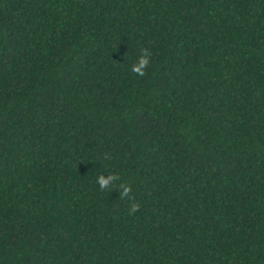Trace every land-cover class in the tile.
<instances>
[{
    "label": "trees",
    "instance_id": "1",
    "mask_svg": "<svg viewBox=\"0 0 264 264\" xmlns=\"http://www.w3.org/2000/svg\"><path fill=\"white\" fill-rule=\"evenodd\" d=\"M0 264H264V0H0Z\"/></svg>",
    "mask_w": 264,
    "mask_h": 264
},
{
    "label": "clouds",
    "instance_id": "2",
    "mask_svg": "<svg viewBox=\"0 0 264 264\" xmlns=\"http://www.w3.org/2000/svg\"><path fill=\"white\" fill-rule=\"evenodd\" d=\"M152 54L149 49L143 48L140 51V54L134 64L131 66V71L138 75V76H146L147 75V68L151 64ZM120 180L118 174H109L105 176L104 174L99 175L98 177V184L101 189L107 190L111 189L112 187L116 188V182ZM120 198L121 199H128L129 201V208L128 214L134 215L136 212L139 211L141 204L135 200V197L131 195L132 193V186L127 183H120L119 188Z\"/></svg>",
    "mask_w": 264,
    "mask_h": 264
}]
</instances>
